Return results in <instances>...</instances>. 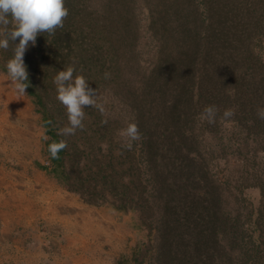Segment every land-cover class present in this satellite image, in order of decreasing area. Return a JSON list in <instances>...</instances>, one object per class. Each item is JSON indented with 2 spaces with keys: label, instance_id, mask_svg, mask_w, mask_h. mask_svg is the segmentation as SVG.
Instances as JSON below:
<instances>
[{
  "label": "trees",
  "instance_id": "obj_1",
  "mask_svg": "<svg viewBox=\"0 0 264 264\" xmlns=\"http://www.w3.org/2000/svg\"><path fill=\"white\" fill-rule=\"evenodd\" d=\"M65 7L64 26L39 34L23 57L47 146L67 141L58 159L50 156L52 172L88 204L137 211L153 264H264V119L257 116L264 0H65ZM13 48L10 41L0 49L6 72ZM70 64L96 89L103 111L86 107L84 128L63 136L68 120L54 77ZM206 105L217 107L215 123L201 118ZM226 109L235 112L228 120ZM129 122L142 135L131 150L121 135ZM233 134L242 141L235 148ZM231 162L241 172L236 188L214 171ZM247 181L260 199L244 211L246 188L238 187Z\"/></svg>",
  "mask_w": 264,
  "mask_h": 264
},
{
  "label": "rangeland",
  "instance_id": "obj_2",
  "mask_svg": "<svg viewBox=\"0 0 264 264\" xmlns=\"http://www.w3.org/2000/svg\"><path fill=\"white\" fill-rule=\"evenodd\" d=\"M262 48L264 51V38ZM0 78L11 81L1 67ZM23 96L30 104L34 118V128L28 137L36 142L31 150L19 153L18 157L12 154V144L4 139L0 142V249L3 250L6 244L15 241V245H8L14 247L16 255L21 252L24 255L21 257L26 259L28 254L23 253L32 252L41 259L38 264H64L69 255L73 259L68 260V264H153L152 253H147L148 232L137 211L118 210L109 202L88 204L79 194L70 191L52 172L51 155L47 150L49 137L40 108L27 91ZM239 136L233 134L229 138L232 148L242 144ZM247 157H252L251 153ZM231 164L232 162L216 165L214 171L219 178L231 177L233 185L230 188H236L240 167L235 163ZM226 185L229 186H224ZM238 188H246L243 191L247 200L242 203L244 211L249 205L258 206L260 194L255 181H247ZM56 196L64 198L65 204L62 207L67 211H62L58 218L53 219L50 212H43L52 202L51 198ZM31 205L39 213L28 217L27 207ZM70 213L75 220L80 214H88L95 224L100 223L103 227L108 225L110 231L104 234L97 229L92 233L70 230L62 222V217H68ZM114 222L120 226L119 230L112 227ZM2 255L0 264H15L12 259ZM79 256L83 260L78 259ZM85 259L89 261H84Z\"/></svg>",
  "mask_w": 264,
  "mask_h": 264
},
{
  "label": "clouds",
  "instance_id": "obj_3",
  "mask_svg": "<svg viewBox=\"0 0 264 264\" xmlns=\"http://www.w3.org/2000/svg\"><path fill=\"white\" fill-rule=\"evenodd\" d=\"M65 0H0V49L7 50L9 43L14 45L13 56L7 61V74L18 95H25L28 85L27 66L23 57L29 43L33 46L39 34L47 33L54 36L58 28L64 26L68 16ZM18 43H13L16 40ZM105 72L104 77L110 78ZM57 100L65 107L68 125L59 130L63 136L74 135L77 129L84 128L85 108H103L97 104L96 89L88 86V80L83 74L77 73L74 65H68L57 72L54 77ZM231 86V85H230ZM229 86V87H230ZM218 109L215 105H206L201 118L208 123H215ZM235 115L233 109H226L222 119L228 120ZM257 116L264 119V107L257 109ZM125 138L123 145L131 150L133 143L142 138L138 124L129 122L121 132ZM68 147L64 139L53 141L48 145V151L53 159L59 158V153Z\"/></svg>",
  "mask_w": 264,
  "mask_h": 264
},
{
  "label": "bare ground",
  "instance_id": "obj_4",
  "mask_svg": "<svg viewBox=\"0 0 264 264\" xmlns=\"http://www.w3.org/2000/svg\"><path fill=\"white\" fill-rule=\"evenodd\" d=\"M29 105L23 95L17 94L11 81L0 78V142L4 139L8 144H12L14 146L12 154L13 156L16 155V157L19 156V153H27L36 142L28 137L34 128V118L31 115ZM32 137L34 139V135ZM49 187L52 188L51 186ZM51 200L53 202L49 203L47 210L52 214H56L58 218L60 212L56 206L58 203H62L64 198L56 196L52 197ZM56 217H53V219ZM62 222L66 228L73 231L82 230L83 233H92L96 229L100 231L99 233L104 234L110 231L108 225L103 227L100 223L95 224L92 217L88 214H80L76 220L62 217ZM112 227L117 230L120 229V226L115 222ZM2 251L0 249V254Z\"/></svg>",
  "mask_w": 264,
  "mask_h": 264
},
{
  "label": "crops",
  "instance_id": "obj_5",
  "mask_svg": "<svg viewBox=\"0 0 264 264\" xmlns=\"http://www.w3.org/2000/svg\"><path fill=\"white\" fill-rule=\"evenodd\" d=\"M53 202V201H52ZM51 202V203H52ZM65 203H58L57 204V206H56V208H57V210L61 213L62 211H67V209H65V208H63L62 207V205H64ZM49 206H47L44 210V212H43V214H45V212H49L48 210H47V208H48ZM62 207V208H61ZM61 208V209H60ZM27 216L29 215V216H33V214L34 213H39L38 211H34V208H33V205H31V206H29V207H27ZM52 214V213H51ZM59 214V213H58ZM57 214V215H58ZM28 216V217H29ZM52 217H56V214H52ZM61 217V216H60ZM63 217H65V218H67V219H69V220H73L74 219V217L72 216V213H70L69 214V216L67 217V216H63ZM57 218V217H56ZM10 221V220H9ZM9 245H15V241H13V243H8ZM8 244H6V246H4V248H3V251H2V253L0 254V255H2V256H4V257H6V258H8V259H12L13 261V263L15 262V264H38L39 262H41V259L38 257V255H35V254H32V252H29V251H25L23 254H25L26 255V252H27V254H28V258H22L21 256H24V255H22V253L20 252V254L19 255H16V253L13 251V246H9ZM66 249V248H65ZM66 251H67V249H66ZM22 252H23V250H22ZM67 260L66 261H64V264H68V260H71V259H73V258H71V256L69 255L67 258H66ZM78 259H80V260H83V258H81V256H79V258ZM89 259H91V258H89ZM55 261H56V258H55ZM84 261H89V260H87V259H85ZM91 264V263H90ZM100 264V263H99ZM104 264V263H103Z\"/></svg>",
  "mask_w": 264,
  "mask_h": 264
}]
</instances>
